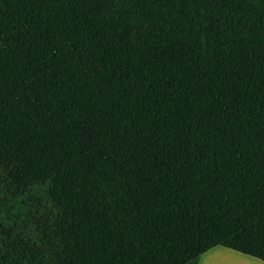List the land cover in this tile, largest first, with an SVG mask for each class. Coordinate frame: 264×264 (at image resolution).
Here are the masks:
<instances>
[{"label": "trees", "instance_id": "1", "mask_svg": "<svg viewBox=\"0 0 264 264\" xmlns=\"http://www.w3.org/2000/svg\"><path fill=\"white\" fill-rule=\"evenodd\" d=\"M264 262V0H0V264Z\"/></svg>", "mask_w": 264, "mask_h": 264}, {"label": "crops", "instance_id": "2", "mask_svg": "<svg viewBox=\"0 0 264 264\" xmlns=\"http://www.w3.org/2000/svg\"><path fill=\"white\" fill-rule=\"evenodd\" d=\"M264 264L255 258L217 246L201 255L198 264Z\"/></svg>", "mask_w": 264, "mask_h": 264}, {"label": "bare ground", "instance_id": "3", "mask_svg": "<svg viewBox=\"0 0 264 264\" xmlns=\"http://www.w3.org/2000/svg\"><path fill=\"white\" fill-rule=\"evenodd\" d=\"M223 264H225V263H223Z\"/></svg>", "mask_w": 264, "mask_h": 264}]
</instances>
